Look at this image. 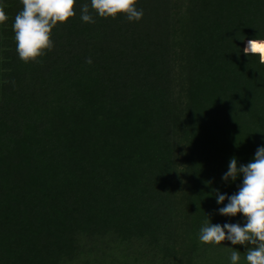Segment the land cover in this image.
<instances>
[{"label": "trees", "instance_id": "trees-1", "mask_svg": "<svg viewBox=\"0 0 264 264\" xmlns=\"http://www.w3.org/2000/svg\"><path fill=\"white\" fill-rule=\"evenodd\" d=\"M85 4L25 64L23 6L0 0V264H230L233 249L246 264L252 245L199 234L246 222L216 192L264 146V64L243 52L264 40V0H137L141 20L95 23Z\"/></svg>", "mask_w": 264, "mask_h": 264}, {"label": "clouds", "instance_id": "clouds-1", "mask_svg": "<svg viewBox=\"0 0 264 264\" xmlns=\"http://www.w3.org/2000/svg\"><path fill=\"white\" fill-rule=\"evenodd\" d=\"M22 10L14 18L12 25L18 57L25 64L39 63V58L54 47L51 39L52 31L58 24H65L76 15V0H20ZM137 0H91L89 5L81 8V20L95 23L92 13L100 18L115 19L119 14L126 15L129 21H139L143 10H137ZM8 19L4 8L0 7V24ZM243 52L246 56H257L259 63L264 64V40L247 41ZM91 64V58L86 59ZM14 83V82H13ZM242 174L243 182L238 191L227 196L216 192L218 204L226 206L219 209L224 216L235 217L242 214L245 218L243 226L225 223L213 224L205 221L200 229L199 241L204 245L220 246L228 240L232 245H252L245 253L246 264H264V146L257 149L254 159L247 165L237 166V158L232 157L228 171L222 179L234 182ZM240 252L232 250L230 264H239Z\"/></svg>", "mask_w": 264, "mask_h": 264}, {"label": "rangeland", "instance_id": "rangeland-1", "mask_svg": "<svg viewBox=\"0 0 264 264\" xmlns=\"http://www.w3.org/2000/svg\"><path fill=\"white\" fill-rule=\"evenodd\" d=\"M218 52H219V54H221V55H225L226 53L228 54V52H229L228 43H220V44L218 45ZM227 54H226V55H227Z\"/></svg>", "mask_w": 264, "mask_h": 264}]
</instances>
